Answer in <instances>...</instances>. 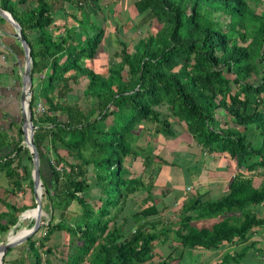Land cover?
Here are the masks:
<instances>
[{
	"label": "trees",
	"instance_id": "16d2710c",
	"mask_svg": "<svg viewBox=\"0 0 264 264\" xmlns=\"http://www.w3.org/2000/svg\"><path fill=\"white\" fill-rule=\"evenodd\" d=\"M0 8L21 24L31 47L35 141L49 162L42 201L51 207L38 230L44 234L20 245L21 258L11 259L15 248H9L3 264H44L42 250L55 252L48 242L62 231L71 236L65 264H184L176 252L218 249L264 228V0H135L140 24L155 30L133 46L119 37V46L107 50L113 55L106 70L100 68L108 19L101 0H0ZM4 23L13 27L0 15L1 36ZM1 36L0 122L7 118L10 126L0 128V172L18 188L27 182L34 193L18 93V65L25 60L12 61ZM81 94L85 106L77 102ZM146 123L168 140L183 125L200 151L234 171L227 193L212 199L188 187L195 192H185L177 217L164 213L168 206L159 207L153 189L162 169L154 164L166 162L133 146ZM162 192L166 198L174 188ZM75 201L82 212L70 221ZM32 202L23 211L36 208L35 197ZM7 208L0 214V243L3 233L20 227L9 210L19 206ZM160 246L171 250L155 260ZM248 250L226 252L216 264L239 263Z\"/></svg>",
	"mask_w": 264,
	"mask_h": 264
},
{
	"label": "rangeland",
	"instance_id": "374dc122",
	"mask_svg": "<svg viewBox=\"0 0 264 264\" xmlns=\"http://www.w3.org/2000/svg\"><path fill=\"white\" fill-rule=\"evenodd\" d=\"M134 1L135 0H101V3L105 6V9H106L105 15L108 16V19L106 21V26H107L106 36H105V39L102 45L104 46V48H102L104 56L102 57L101 55L98 54L95 57V59H92V61L98 64L100 62L99 57H102L101 62L103 63L100 64L101 69L103 68L104 70L107 69V64L105 65L104 62H106V60H108V58H110L113 55L111 53L108 56L107 50L109 48L119 46L120 44L118 41L119 37L126 39L127 42H129V44L133 46V44L140 37L147 36L148 34L153 33L155 30L153 27V24H150V25L145 24V23H144L145 25L140 24L142 22L141 20H142L143 15L135 14ZM69 12L71 13L72 10L70 9ZM5 24L7 23H4V25ZM19 52L21 53V56L22 55L24 56L23 50H19ZM24 60L25 58L22 57L21 62H24ZM20 73L21 75L23 73V71L21 72V69L19 70L18 74ZM21 91L22 90L18 88L19 94H21ZM75 91L73 93H76ZM77 100L73 99L71 101L72 103L77 101L82 106H85L86 105L85 103L89 102L88 98L86 99V97L82 94H81V97L78 98ZM15 119L18 121V123L21 121L20 116H17ZM1 122H0V124H2L0 125L1 129L6 130L7 128H9L10 121L7 118ZM146 127L147 128L144 131V135L140 139L134 140L133 146L137 148L139 152L144 153L143 150L148 148L151 151L150 155H153L154 157H156L157 155L163 157L166 163L162 164L160 162H155L154 167L155 166L163 167V165L171 166L172 170L174 169V171L172 172L173 173L175 172V175L177 176V178H180L179 179L180 181H185L188 183V181L195 179L196 177L194 175L196 174V171H197L195 166L201 168L202 167L201 162L203 161L202 158H204L203 156H205L204 161L209 160V157L206 156V153L204 151H200V146L197 144V142L194 139L191 138V136L186 135L185 133V131H187L186 128H184L183 125L176 126L177 134L175 135L174 138H169L168 140V138L164 139L160 135H156L153 133V129H154L153 123H146ZM162 139H164V141ZM40 152H42L43 154L42 162H41V170L43 169L45 176H47L46 178H48L47 171L49 170V162H48V157L45 154L46 153L45 148L42 149V151L40 150ZM201 152L204 154H202ZM126 164L128 163L126 162ZM92 166H90V170L93 169ZM32 168H33V164H32ZM133 172H138V169L133 168ZM144 177H145V180L148 182L150 178L149 174L147 173L144 174ZM162 181H165L164 176H163ZM27 185L28 183L26 182V184H24L23 187L18 188L14 184H11L10 182L8 186L7 181H5L4 179L3 173L0 172V209H2L3 212H7L8 210L7 207H11L14 204L19 206L18 212L12 210L11 208H9V210H11L12 213L16 214L18 216V221L21 222L20 225L19 224L17 225V227L20 226L18 230H16V228L14 227L8 232L3 233L1 235V239H2L1 242H6L7 240H9L10 239L9 237L12 233H16L17 235H20L18 233L21 232L23 228H31V225L34 222V220L31 218L22 219L21 217L22 214H26L28 211H32L33 215L34 216L36 215V210L27 209L23 211V209L26 208L25 201L30 200L32 204L33 203L32 199L34 197V193L31 187ZM7 188L9 189L15 188L16 191L14 193H11V192L7 193L6 191ZM164 188L165 187L158 186L153 189L156 202L161 201L162 198L164 197L163 192H162ZM187 191L189 190L187 189ZM194 192L195 191H191L189 193L191 196H193ZM139 194H141V192L137 193L136 196H139ZM42 203H43L42 222L44 223L43 226L45 227V225L49 222L51 218V207H50L49 201L44 196H43ZM172 207L176 208L174 204H172ZM81 212H82L81 206L77 203V201H75L70 206L67 217L69 218L70 221H73L72 220L73 217H76V215L80 214ZM177 215L178 214H176V212H172L170 213L169 217L171 219H174L177 217ZM44 232H45L44 228H42L37 233L36 237L40 238L44 234ZM66 237L68 240L65 241ZM70 239H71V236L64 234L63 231L55 232L52 236V242H48V244L51 243V245H53L55 252H53L52 254H49L47 251H45V249L42 250L44 264H49L50 262L52 264H65L62 259L63 258L62 255L68 249V244H70V241H69ZM21 246L19 245L15 247V251L14 252L12 251L13 254L11 253L12 254L11 256H13L14 254L22 255V252L24 249L21 248ZM179 252L183 253L184 264H197V263L203 264L207 258H208V261H210V259L216 256H219V255L221 256L219 261H221L224 255L226 254V250L224 247H221L218 249H210V248L198 249V248H191V247L188 248L187 247L183 250V252L182 251H179ZM164 254L165 255L167 254L165 250H164ZM178 254H175V255L177 256ZM255 256H258V255L256 254ZM258 259L262 260L261 257H259ZM157 260H159V258H157ZM155 263L156 262H153L151 264H155ZM7 264H11V262ZM145 264H148V263H145ZM229 264H237V263L233 261Z\"/></svg>",
	"mask_w": 264,
	"mask_h": 264
},
{
	"label": "crops",
	"instance_id": "0c3cea01",
	"mask_svg": "<svg viewBox=\"0 0 264 264\" xmlns=\"http://www.w3.org/2000/svg\"><path fill=\"white\" fill-rule=\"evenodd\" d=\"M1 30H4V32H5L1 36L4 44L9 45V47H10V58L12 59V61L21 62V58L24 56L23 55L21 56V53L19 52V50H23V49L21 48L18 40L14 36V34H15L14 28L10 24L7 23L3 26V28H1ZM18 66L22 70L23 67H21V64ZM18 88H20L22 90V86H19ZM185 133H186V131H185ZM202 154H204V153H202ZM206 156L209 157V160L204 161L205 156H203L204 158H202L203 161L201 162L202 167L200 168V167L195 166L197 171H196V174L194 176L196 178L193 180H190L188 183L185 181H180L179 180L180 178H177V176L175 175V172L174 173L172 172V171H174V169L172 170L171 166H169V165L164 166L163 165L159 175L155 179V184L157 185V187L158 186L167 187V186L171 185L174 188L173 194L171 193V194H169V196H166V198L163 197L161 201L157 202V204H159V207H163L164 204H166V206H168V208L165 209L164 213L176 212V214H179L180 211H182L185 199L187 198V195L185 192L187 191L188 187H190L191 189L198 188L200 194L207 193L208 194L207 197H210L212 199H220L227 193L228 188H229V183L235 174L234 171L227 170L226 168H223L219 164V160H215V158L212 154L209 155L207 153ZM3 175H4L5 181H7V184L9 186V183H10L9 180H7L5 174H3ZM163 176L165 177V181H162ZM188 190H190V189H188ZM6 191H7V193L8 192L10 193L9 188H7ZM177 195L179 197H177ZM172 204L175 205L176 209L178 208L177 211L174 210V208L172 207ZM0 212H3V210L0 209ZM21 217H22V219H24V218L33 219L34 215H33L32 211H28L26 214H22ZM27 230H28V228H23V230L21 232H19L18 234L21 235V234L27 232ZM15 235H17V234L12 233L10 235V237L15 236ZM223 247L225 248L226 252H232V253L242 252L246 249H249L248 252L246 253V255L244 256V258H242L239 263L236 262L237 264H264V228L263 227H255L253 230L252 236L248 240L242 241L240 238L236 237L233 240V242H230V243L226 242ZM162 248L165 250V252H170V250H171L169 248V246L157 247L155 249V251L157 253L155 260H157V258H159L158 255L162 254L161 256H163L164 250ZM198 249H201V248L199 247ZM14 251H15V249L13 250V252ZM13 252H12V254H13ZM178 252H176V253L178 254ZM24 253L25 252H22V255ZM179 254H180V252H179ZM256 254L258 256H255ZM22 255L14 254L13 256H11V259H13L15 256L21 258ZM257 257L258 258L261 257L262 260L258 259ZM220 258H221L220 255L210 259V261H208V258H207L203 264H216ZM10 262H12V261H10ZM197 264H199V263H197Z\"/></svg>",
	"mask_w": 264,
	"mask_h": 264
},
{
	"label": "water",
	"instance_id": "95a60500",
	"mask_svg": "<svg viewBox=\"0 0 264 264\" xmlns=\"http://www.w3.org/2000/svg\"><path fill=\"white\" fill-rule=\"evenodd\" d=\"M0 15L4 17L7 21H9L16 31V36L20 41V46L23 49L25 55V63L23 66L22 73V91L20 97V106H21V114H22V123L24 129V142L26 146L30 149L33 154V180H34V197L36 201V208L32 210H36L35 222L34 225L27 230V232L21 234L20 236L9 239L6 242L0 243V264H3V257L6 251L9 248H15L24 242H26L31 236L36 234L38 230L44 225L42 222L43 216V203H42V170H41V153L39 151L38 145L35 141V125L33 122V110L31 107V99L33 96V58L31 55V47L30 44L25 37L21 24L13 17V15L6 10L0 8ZM3 32L0 31V36ZM20 224V221L18 222ZM17 224V225H18Z\"/></svg>",
	"mask_w": 264,
	"mask_h": 264
},
{
	"label": "built area",
	"instance_id": "2783aa9c",
	"mask_svg": "<svg viewBox=\"0 0 264 264\" xmlns=\"http://www.w3.org/2000/svg\"><path fill=\"white\" fill-rule=\"evenodd\" d=\"M38 109H39V111H40V110L43 111V110H44V108H43V104L40 103V104L38 105Z\"/></svg>",
	"mask_w": 264,
	"mask_h": 264
},
{
	"label": "bare ground",
	"instance_id": "6f19581e",
	"mask_svg": "<svg viewBox=\"0 0 264 264\" xmlns=\"http://www.w3.org/2000/svg\"><path fill=\"white\" fill-rule=\"evenodd\" d=\"M18 236H20V235L11 236V237H9V238L12 240V239H14V238H16V237H18Z\"/></svg>",
	"mask_w": 264,
	"mask_h": 264
}]
</instances>
